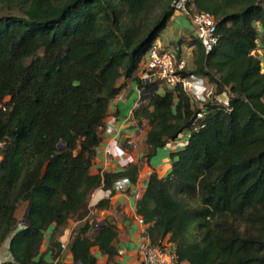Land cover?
Listing matches in <instances>:
<instances>
[{
	"label": "trees",
	"instance_id": "trees-1",
	"mask_svg": "<svg viewBox=\"0 0 264 264\" xmlns=\"http://www.w3.org/2000/svg\"><path fill=\"white\" fill-rule=\"evenodd\" d=\"M176 1L0 0V250L10 241L12 256L1 264H68V254L73 264H98L95 248L116 262L119 230L96 214L110 201L90 207L91 195L123 177L136 184L142 167L92 173L112 101L130 81L147 92L134 118L147 126L148 163L197 114L181 87L153 93L137 77ZM188 8L215 17L218 44L207 53L198 39L182 41L195 47L186 74L229 100L207 105L204 128L170 153L166 176L151 174L137 213L151 244L169 237L180 264H264V0Z\"/></svg>",
	"mask_w": 264,
	"mask_h": 264
},
{
	"label": "crops",
	"instance_id": "crops-1",
	"mask_svg": "<svg viewBox=\"0 0 264 264\" xmlns=\"http://www.w3.org/2000/svg\"><path fill=\"white\" fill-rule=\"evenodd\" d=\"M195 39L192 29L191 19L183 13L176 12L168 23L167 28L160 35V40L163 45L170 50L176 51L179 54H193L195 47L188 46L186 43L180 44L182 41L187 42ZM193 66V65H192ZM162 90V89H161ZM159 93H164L163 91ZM121 100H113L109 109V118H117L116 129L118 135H106L104 130L102 133V143L97 150V156L94 161L92 173L94 175L103 176L105 173H116L123 171L119 167V161L117 159H106L104 155V147L115 137L119 142L126 146L127 139H135L139 145V151L134 152L135 155L140 156L141 171L138 181L135 185L128 187L127 194H114L111 197H107L103 189H98L95 192V197L90 200V207H95L104 200H109L111 208L108 210L97 211L100 221L108 220L110 223L117 226L119 230L118 249L119 256L116 262L109 264H141L140 245L149 241V235L147 233L148 226H143L139 223L137 213V202L135 199V192L141 185H147V182L153 172H157L160 177H164L171 170V158L170 153L183 148L188 139L182 141L184 145L180 147H174L169 144L166 148L159 150L156 157L149 163L145 162V147L144 137L147 132L146 123L141 125L137 120L135 123H127L126 118L130 115L137 105L141 102V96L139 92V86L137 81H130L126 84L125 88L121 91ZM130 166V165H129ZM127 166L126 168H128ZM125 168V169H126ZM28 208V206H27ZM26 216V215H25ZM78 222L71 221L68 228L65 231L64 237H62V244L68 245L71 235ZM54 231V227H51L46 235V241L43 246V252L47 251L49 246V239ZM8 241L4 248H2V263L11 261L12 256L9 251ZM93 254L98 259V264H108L106 258L101 255L98 248L93 249ZM51 254H47V259L50 260ZM65 263L73 264V257L71 254L66 255Z\"/></svg>",
	"mask_w": 264,
	"mask_h": 264
},
{
	"label": "built area",
	"instance_id": "built-area-1",
	"mask_svg": "<svg viewBox=\"0 0 264 264\" xmlns=\"http://www.w3.org/2000/svg\"><path fill=\"white\" fill-rule=\"evenodd\" d=\"M189 0H177L175 2L176 12L188 16L192 21L193 35L204 46L207 53L211 52L218 44L217 24L215 17L209 12H193L188 8ZM194 61L193 54H179L176 51L167 49L160 37L154 41L144 60L142 61L137 73L138 79L145 85H155L153 89L175 90L181 87L183 92L191 99L192 106L197 110L196 118L189 132H197L204 128L203 121L207 115V105L212 101L227 103L228 93L217 95V86L211 83L207 78L197 75H187L191 70ZM264 69V64H263ZM140 96L145 97L147 92L139 88ZM120 94L115 100H121ZM135 110V109H134ZM134 110L126 118L127 123H135ZM117 118L112 117L105 124L104 132L106 135H118L116 129ZM180 139L172 143L174 147H180L185 144ZM139 151V145L135 139H127L126 146H123L115 137L104 147V155L109 161L117 159L119 167L125 169L129 165L139 164L140 156L134 154ZM131 180L127 177L119 178L115 181L113 187L109 190L103 189L107 197L114 194H127L128 187L133 186ZM147 185H141L135 192V199H141ZM98 190V189H97ZM96 192V191H95ZM95 192L91 195V200L95 197ZM139 223L147 226L142 217H138ZM24 223L19 224L20 227ZM62 249H67L66 244H62ZM141 255V264H180L176 246L170 241L169 237L164 239L159 246H153L150 241L144 242L139 248ZM1 253V252H0ZM2 261L0 262V264Z\"/></svg>",
	"mask_w": 264,
	"mask_h": 264
},
{
	"label": "rangeland",
	"instance_id": "rangeland-1",
	"mask_svg": "<svg viewBox=\"0 0 264 264\" xmlns=\"http://www.w3.org/2000/svg\"><path fill=\"white\" fill-rule=\"evenodd\" d=\"M161 91H163V89L161 90ZM191 133L189 132V131H187V132H185L183 135H182V137H181V139H183V140H185V139H189V135H190ZM26 212H27V204H24V205H22V207H21V209H20V211H19V213H18V219H19V224H22V223H24V219H25V215H26ZM4 248V247H3ZM2 250V249H1ZM0 250V262H1V260H2V251Z\"/></svg>",
	"mask_w": 264,
	"mask_h": 264
},
{
	"label": "water",
	"instance_id": "water-1",
	"mask_svg": "<svg viewBox=\"0 0 264 264\" xmlns=\"http://www.w3.org/2000/svg\"><path fill=\"white\" fill-rule=\"evenodd\" d=\"M154 93H156V91H154ZM144 100H145V97H142L141 101H144ZM77 264H81V263H77Z\"/></svg>",
	"mask_w": 264,
	"mask_h": 264
}]
</instances>
